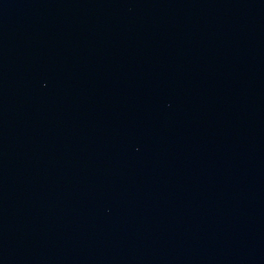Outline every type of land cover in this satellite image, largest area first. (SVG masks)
<instances>
[{
  "label": "water",
  "instance_id": "1",
  "mask_svg": "<svg viewBox=\"0 0 264 264\" xmlns=\"http://www.w3.org/2000/svg\"><path fill=\"white\" fill-rule=\"evenodd\" d=\"M0 264H264V0H0Z\"/></svg>",
  "mask_w": 264,
  "mask_h": 264
}]
</instances>
